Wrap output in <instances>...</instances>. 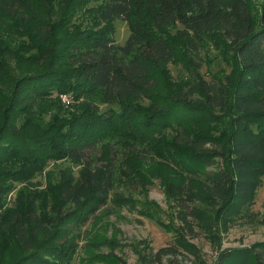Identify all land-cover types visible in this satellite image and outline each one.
I'll return each instance as SVG.
<instances>
[{"label":"trees","instance_id":"obj_1","mask_svg":"<svg viewBox=\"0 0 264 264\" xmlns=\"http://www.w3.org/2000/svg\"><path fill=\"white\" fill-rule=\"evenodd\" d=\"M255 4L0 0V229L20 244L15 264H73L83 227L111 201L128 204L116 190L133 154L187 175L166 194L178 243L194 255L187 236L197 230L253 223L264 181V0ZM118 20L131 30L124 44ZM177 41L196 54L208 41L228 44L237 76L168 87ZM59 160L70 166L48 173L40 191L32 181ZM16 182L35 189L5 208ZM149 250L140 264H163L170 253ZM214 264H264V243L225 250Z\"/></svg>","mask_w":264,"mask_h":264},{"label":"rangeland","instance_id":"obj_2","mask_svg":"<svg viewBox=\"0 0 264 264\" xmlns=\"http://www.w3.org/2000/svg\"><path fill=\"white\" fill-rule=\"evenodd\" d=\"M252 1L259 7L261 0ZM112 27L116 40L124 44L131 33L129 23L118 20ZM203 46H206L204 50L196 54L188 52L185 45L176 42V57L169 64L165 75L171 84L167 83L168 87L175 89L182 81L195 75L208 80L214 76H237V62L228 44L224 46L208 41ZM0 89V105H4L7 93L3 88ZM101 108L105 111L108 107L101 105ZM166 134H172V131L168 130ZM69 166L70 163L65 160L50 161L43 176L37 175L32 183L41 182L38 188L43 191L46 189L45 176L48 173L57 175ZM122 172V182L116 193L124 197L128 204L111 201L83 227L73 264H140V255L147 254V247L151 255L162 248L170 252L162 259L163 264H214L225 250L264 243V181L251 209L253 223L242 220L227 230L219 225L213 233L208 234L197 230L195 237L187 236L197 250L194 255L178 243L179 222L172 201L166 194L168 182L187 175L171 163L140 154L127 158ZM142 180L148 183L147 186H143ZM14 187L7 196L5 208L15 209L21 193L26 195L25 189H35L31 183L16 182ZM22 257L20 244L11 229H0V264H15Z\"/></svg>","mask_w":264,"mask_h":264}]
</instances>
